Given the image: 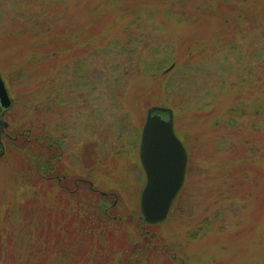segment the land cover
<instances>
[{
	"label": "rangeland",
	"instance_id": "374dc122",
	"mask_svg": "<svg viewBox=\"0 0 264 264\" xmlns=\"http://www.w3.org/2000/svg\"><path fill=\"white\" fill-rule=\"evenodd\" d=\"M0 71V264L65 248L80 264L65 243L91 233L125 244L121 263L264 264V0H0ZM151 106L173 109L189 157L156 224L141 208Z\"/></svg>",
	"mask_w": 264,
	"mask_h": 264
},
{
	"label": "water",
	"instance_id": "95a60500",
	"mask_svg": "<svg viewBox=\"0 0 264 264\" xmlns=\"http://www.w3.org/2000/svg\"><path fill=\"white\" fill-rule=\"evenodd\" d=\"M0 103L3 109L13 104L8 87L0 71ZM0 126V157L5 153ZM174 111L164 106H151L142 130L140 159L147 182L141 195V208L148 223L164 221L184 186L188 166V152L174 128Z\"/></svg>",
	"mask_w": 264,
	"mask_h": 264
},
{
	"label": "trees",
	"instance_id": "16d2710c",
	"mask_svg": "<svg viewBox=\"0 0 264 264\" xmlns=\"http://www.w3.org/2000/svg\"><path fill=\"white\" fill-rule=\"evenodd\" d=\"M24 135V134H23ZM23 135H21L20 137H23ZM29 138V137H28ZM30 140V139H29ZM55 144V143H54ZM51 145V143L49 144V146ZM50 152L48 151L47 153L49 154V156L52 158L53 156L51 155L52 154V147H50ZM48 156V157H49ZM47 161H48V159H47ZM44 165L46 166V165H48V163L46 162H44ZM99 197H101V199H102V207H103V209L105 210L109 205H108V203H107V201H106V199H105V197L104 196H99ZM104 201V202H103ZM57 224H59V226L61 225L60 223H57ZM89 230V229H88ZM90 231V230H89ZM60 233H61V231H60ZM59 232H53V230H51V236L49 237V238H47V241L48 240H51L50 238H52V237H54V239H59V240H61V239H63V237L62 236H59V235H57V234H60ZM63 235V234H62ZM86 235V234H85ZM85 235L83 236V237H81V241H78V239L77 240H71V243L72 242H74V244H66L65 243V245H67V248H71L72 247V245H76V244H82L81 246H83L82 247V251H79V253L74 257V260H80L81 261V263L80 264H99L98 263V261L99 260H101L102 259V257H104V261H105V263H102V264H111V261H113V259H114V262H116V264H132V261L130 260L131 258H133V254H129V253H127V254H129L128 256H127V260L125 261V262H123V263H121V260L123 259V257H121V256H117V254H116V252H117V250L118 249H120V248H124V246H125V244H122L121 246H120V248L118 247L117 249L115 248V246L112 248V246L111 245H109V247H107V248H101V246L100 247H98L97 248V245L96 244H98V243H100L99 242V239L101 238V237H104L105 238V236H104V234L102 233L101 235H99L100 237H94V234L93 233H91V236L89 237L90 238V245L91 246H89V244L87 243V240L85 241ZM73 238H75V236L74 235H71ZM71 236L69 237V236H67L66 237V239L68 238V239H70L71 238ZM77 237V236H76ZM40 240V241H39ZM44 240V238H40V239H36V242L39 244V242H41V241H43ZM79 240H80V238H79ZM63 245L61 246V247H64V243H62ZM40 245V244H39ZM33 246V245H32ZM41 246V245H40ZM140 244H138L137 245V247L136 248H140ZM45 249H47V247H45V246H43V247H38V248H36V250H34V252L33 253H36L37 255H38V253H42V252H44L45 251ZM22 251V250H21ZM69 250H67L66 248L64 249V250H62L61 251V262L59 263V264H68V262H65L64 260L66 259L65 258V256H67L68 255V252ZM70 251H72V249L70 250ZM44 255H46V254H44ZM115 255H116V257H115ZM114 257V258H113ZM105 258L106 259H108L110 262H107L106 260H105ZM69 264H70V262H69ZM75 264H78V263H75ZM101 264V263H100Z\"/></svg>",
	"mask_w": 264,
	"mask_h": 264
},
{
	"label": "flooded vegetation",
	"instance_id": "af4514ba",
	"mask_svg": "<svg viewBox=\"0 0 264 264\" xmlns=\"http://www.w3.org/2000/svg\"><path fill=\"white\" fill-rule=\"evenodd\" d=\"M6 111H7V109L5 110V109H3V107H2V105H1V103H0V126H3L4 124V122L3 121H1L3 118L5 119V115H6ZM6 120V119H5ZM1 130V129H0ZM6 130H7V127L6 128H4L2 131H1V136H5L6 134L5 133H7L6 132ZM29 137V136H28ZM55 142L54 141H52L51 142V145H53ZM81 181H83L84 183H86L87 182V179L86 178H82V177H79V178H76L75 179V185H76V187L75 188H80V182ZM92 183V182H91ZM93 184V183H92ZM85 187H87V186H85ZM82 188H84V186L82 187ZM81 188V189H82Z\"/></svg>",
	"mask_w": 264,
	"mask_h": 264
},
{
	"label": "bare ground",
	"instance_id": "6f19581e",
	"mask_svg": "<svg viewBox=\"0 0 264 264\" xmlns=\"http://www.w3.org/2000/svg\"><path fill=\"white\" fill-rule=\"evenodd\" d=\"M4 137H5V136H1V139H2L3 145H4ZM4 146H5V145H4ZM105 193H107V192H105Z\"/></svg>",
	"mask_w": 264,
	"mask_h": 264
}]
</instances>
